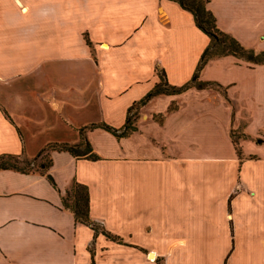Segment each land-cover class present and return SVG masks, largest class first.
Masks as SVG:
<instances>
[{"label":"crops","instance_id":"crops-1","mask_svg":"<svg viewBox=\"0 0 264 264\" xmlns=\"http://www.w3.org/2000/svg\"><path fill=\"white\" fill-rule=\"evenodd\" d=\"M218 28L264 53V0H209ZM211 39L177 0H0V156L122 129L161 82H192ZM198 83L51 151L48 175L0 171V264H264V64L209 60ZM86 186L90 218L64 205ZM105 232L113 236L109 238Z\"/></svg>","mask_w":264,"mask_h":264},{"label":"trees","instance_id":"trees-1","mask_svg":"<svg viewBox=\"0 0 264 264\" xmlns=\"http://www.w3.org/2000/svg\"><path fill=\"white\" fill-rule=\"evenodd\" d=\"M178 3L187 11L191 12L195 18L197 27L202 30L211 39V43L205 50L198 71L195 74L191 83L176 88L169 86L165 79L161 78V82L151 91L141 102L130 108L126 125L122 129H115L106 124H93L82 128L80 130L81 142L76 145L69 144H53L45 147L36 158L30 160L25 156L4 155L0 156V171L1 170H16L23 173L38 171L41 174L47 175L48 179L55 185L54 180L48 171L52 165V160L49 159L39 164V170H32L27 168H21V163L32 162L41 158L46 152L50 154L51 151L68 152L71 155L78 158H87L89 160H99V157L94 154L90 141L88 140L86 133L88 130L95 128H103L106 131L112 133L117 138H124L130 136L136 131L133 126L132 113L136 108H140L149 102L153 97L161 94H179L187 89L198 86L204 87L206 84L198 83V73L206 65V63L214 58L223 57L227 55H233L238 58L245 59L252 64H264V53L256 54L254 51L247 50L237 40L231 36L222 32L217 24L214 15L208 10L207 5L209 0H177ZM64 205L66 208L73 211L76 221L84 225L91 227L96 232L99 231L98 225L90 218V195L88 188L78 183H74L71 189L67 192L64 199ZM105 235L109 238L115 239L113 236L105 232Z\"/></svg>","mask_w":264,"mask_h":264},{"label":"rangeland","instance_id":"rangeland-1","mask_svg":"<svg viewBox=\"0 0 264 264\" xmlns=\"http://www.w3.org/2000/svg\"><path fill=\"white\" fill-rule=\"evenodd\" d=\"M134 119H135V116L133 117V120ZM48 159H49V153L46 152L41 158H39L38 160L32 162L31 165H27L28 163H21L19 165V167H21V168H27V169H32V170H39V164L41 162L47 161ZM29 161L30 160L28 159V162Z\"/></svg>","mask_w":264,"mask_h":264}]
</instances>
